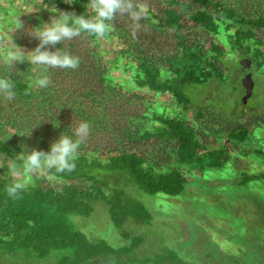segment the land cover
<instances>
[{"label":"trees","instance_id":"16d2710c","mask_svg":"<svg viewBox=\"0 0 264 264\" xmlns=\"http://www.w3.org/2000/svg\"><path fill=\"white\" fill-rule=\"evenodd\" d=\"M34 1L77 15L88 11V0L72 4L46 0L47 5L44 0ZM133 4L141 15L139 21L118 16L104 38L82 34L57 44L56 48L78 57L80 64L76 69H49L47 88L35 86L42 74L38 66L25 62L9 70L0 64V76H10L17 90L13 100L0 97V153L4 156L13 149L22 151L21 145L48 151L62 133L71 134L79 123L87 121L91 126L75 170L55 174L62 186L54 188L35 179L33 186L12 199L5 191L11 179L0 174V264L11 260L39 264L50 258H55L51 264H186L166 246L151 255H137L145 239L131 236L124 227H149L152 216L109 178L128 176L126 182L147 195L175 197L186 184L182 167L220 171L230 162L229 146L243 143L250 130L242 124L234 126L214 108L191 109L197 103L192 94L211 80L223 82L231 72L215 36H226L229 48L244 56L253 44L255 62L264 63L263 41L255 33L264 30V16L253 18L242 5L231 7L224 0H133ZM11 35L26 51L39 43L23 30L12 34L0 24V48L7 46ZM49 50L56 49L49 46ZM110 55L130 66V80L136 89L147 90L145 96L124 91L109 79L106 59ZM148 93L167 96L183 116L150 115L153 105ZM191 111L194 114L187 117ZM249 121L257 127V119ZM31 129L30 136H21ZM250 177L242 176L239 186L248 180L264 181V174ZM98 203L107 209L120 237L130 241L127 246L92 242L71 222L70 217L89 218ZM261 218L264 224V210ZM232 264L240 262L233 258Z\"/></svg>","mask_w":264,"mask_h":264},{"label":"rangeland","instance_id":"374dc122","mask_svg":"<svg viewBox=\"0 0 264 264\" xmlns=\"http://www.w3.org/2000/svg\"><path fill=\"white\" fill-rule=\"evenodd\" d=\"M224 1L231 7L242 5L245 14L253 18L264 16V0ZM40 7L34 0H0V24L9 32L18 18L25 29L37 22H50L51 14L47 10L34 11ZM255 33L263 41L260 49L264 50V30H255ZM214 39L223 48L224 59L231 72L225 74L223 82L211 80L195 90L192 96L197 103L194 104L192 100L194 108L191 109L211 107L222 111L228 121L234 122V126L242 124L248 127L250 132L245 141L229 146L230 162L220 171L198 172L182 167L181 173L186 179V184L181 194L175 197L160 193L147 195L133 183H127L126 179L130 181L128 176L116 181L109 178V181L115 182L114 184L127 194L140 201L152 216L149 227L130 224L124 227L131 236L144 237L143 244L137 250L140 257L156 253L162 246H166L176 251L186 264H232L233 258L240 264H264V224L261 218L264 210V181L246 179L248 182L239 186L242 176L251 178L252 175L264 174V63L255 62L253 44L249 45V57L231 50L223 34L215 36ZM99 49L105 56L104 43H101ZM115 56L110 55L106 59L109 79L121 84L124 91L145 96L147 90L136 89L130 80V66L126 67L124 62L116 60ZM243 58L253 62L248 71L252 73L254 82L252 96L245 105L241 104L243 94L240 89L244 72L240 60ZM147 97L148 102L153 105L149 106L150 115L184 114L167 96L148 93ZM193 114L191 111L187 113V117ZM255 119L258 122L257 127L252 126L253 123L249 121ZM20 152L13 149L5 158H14ZM169 164L177 167L173 160H170ZM0 174L9 176L6 167L0 168ZM35 179H42L54 188L64 184L56 179L39 177L33 178L28 187L34 185ZM70 219L92 242L103 240L112 247L127 246L130 243L120 237L109 221L107 209L103 204H96L89 218ZM54 260L55 258H50L39 264H51ZM14 263L15 261L11 260L8 264Z\"/></svg>","mask_w":264,"mask_h":264},{"label":"clouds","instance_id":"9594fccd","mask_svg":"<svg viewBox=\"0 0 264 264\" xmlns=\"http://www.w3.org/2000/svg\"><path fill=\"white\" fill-rule=\"evenodd\" d=\"M65 2L72 4L73 0ZM44 4L49 3L44 0ZM40 9H45L51 14L50 22L41 21L38 26L25 29L18 18L12 29V34L23 30L29 37L37 39L39 43L33 50L26 51L17 45L12 35L7 46L0 48V64L5 68L13 70L15 65L27 62L41 69L42 74L35 79V86L39 88L49 86L50 80L46 74L49 69H76L80 64L78 57L56 48L57 44L71 41L82 34L104 38L111 32L113 22L118 16H130L136 21L141 19V15L134 9L133 0H88V11L79 15L75 12L59 11L54 4H51L50 8L45 6L34 11ZM49 46L56 50H49ZM16 96L14 80L10 76H0V97L13 100ZM56 127H59V124ZM32 129L21 136H30ZM90 132L91 126L85 121L79 123L71 134L62 133L51 143L48 151L36 148L28 151L21 145L22 151L14 158H5L4 154L0 153V168L6 167L11 179L5 189L7 196L18 199L27 191L33 178L46 177L52 180L55 174L74 171L81 146Z\"/></svg>","mask_w":264,"mask_h":264},{"label":"water","instance_id":"95a60500","mask_svg":"<svg viewBox=\"0 0 264 264\" xmlns=\"http://www.w3.org/2000/svg\"><path fill=\"white\" fill-rule=\"evenodd\" d=\"M251 64L252 62L250 59L244 58L240 60V65L243 70H248L251 67ZM240 83L244 89V94L241 98V104L245 105L247 104L248 99L252 96L253 87H254V82L251 73L245 74L241 78Z\"/></svg>","mask_w":264,"mask_h":264},{"label":"flooded vegetation","instance_id":"af4514ba","mask_svg":"<svg viewBox=\"0 0 264 264\" xmlns=\"http://www.w3.org/2000/svg\"><path fill=\"white\" fill-rule=\"evenodd\" d=\"M251 67H252V65H251ZM247 73H249V71H244L243 74H242V76H244ZM251 75H252V73H251Z\"/></svg>","mask_w":264,"mask_h":264}]
</instances>
